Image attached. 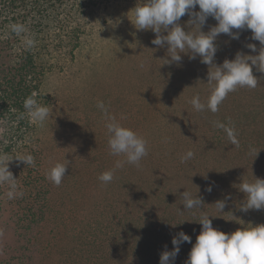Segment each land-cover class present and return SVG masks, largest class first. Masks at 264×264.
I'll return each mask as SVG.
<instances>
[{
  "label": "rangeland",
  "instance_id": "rangeland-1",
  "mask_svg": "<svg viewBox=\"0 0 264 264\" xmlns=\"http://www.w3.org/2000/svg\"><path fill=\"white\" fill-rule=\"evenodd\" d=\"M140 2L111 0L91 8L76 56L69 54L66 38L62 43L48 34L47 42L60 45L45 83L52 91L50 116L39 130L50 216L40 231L34 264H160L162 252L173 249L172 239L181 231L192 238L181 244L175 259L185 264L202 231V214L229 234L264 223V209L240 211L246 194L239 189L242 182L264 179V72L254 66L258 86L229 93L218 112L196 111L192 97L206 103L215 85L208 82L210 66L200 56L190 59V53H182L179 64H164L170 59L167 45L152 44L156 33L137 30L131 21ZM190 18L186 14L179 21L186 31ZM217 23L209 17L202 31ZM234 31L239 39L217 37L215 64L234 59L237 52L259 53L251 30ZM249 43L256 44V52L246 47ZM99 101L108 116L143 135L149 149L139 168L125 164L107 184L98 177L124 157L110 154ZM216 121L235 127L238 147L214 126ZM189 150L193 158L181 162ZM57 162H69L59 186L47 178ZM186 190L197 193L203 208L184 209ZM226 197L225 209L218 210L215 202Z\"/></svg>",
  "mask_w": 264,
  "mask_h": 264
},
{
  "label": "clouds",
  "instance_id": "clouds-1",
  "mask_svg": "<svg viewBox=\"0 0 264 264\" xmlns=\"http://www.w3.org/2000/svg\"><path fill=\"white\" fill-rule=\"evenodd\" d=\"M199 11H195L196 7ZM134 19H131L137 30L151 29L156 33L152 44L158 47L167 45L170 59L166 63L181 62L182 53H190V59L201 57V62L210 66L208 82H215L206 103L201 101L199 95L190 100L193 108L198 112L205 110L216 113L219 106L229 93L238 88L254 89L259 81L253 73V67L264 72V0H141L132 10ZM189 15L188 24L191 30L186 31L179 21L181 17ZM209 17L218 23L208 32L202 31L203 25ZM235 30H251V39L259 41L261 47L257 55L237 52L234 59H225L220 65L214 63L217 52L216 40L221 34L229 35L232 39H239L240 32ZM23 25H12V31L21 33ZM167 34H164V33ZM31 44V41H28ZM252 52H256L254 43L246 45ZM143 67V64L141 65ZM97 107L105 113L106 129L109 135L108 147L113 156H123L117 160L113 169L103 172L98 179L103 183H111L115 178L117 169L125 164L140 167L141 160L148 155L147 139L132 128L122 125L114 116L107 115V108L103 101ZM24 109L28 117L37 126L43 127L50 116L47 106L40 104L35 94L24 101ZM23 115V114H22ZM214 126L223 129L230 143L239 146L236 129L231 123L216 121ZM194 153L189 150L182 157L181 162L192 159ZM24 162L27 166L34 164L31 154H18L10 157L0 152V185H7L6 193L9 199L22 197L17 178L10 171L9 162L13 158ZM69 162H57L49 170L47 178L59 186L66 176ZM240 191L246 194V199L240 205V211L264 209V179L255 177L253 182H242ZM206 191L211 192L209 186ZM184 209L203 208L202 199L189 191L182 194ZM230 197L218 200L215 205L223 211ZM202 224V231L197 236L185 264H264V223L226 233L212 225L210 216L202 214L198 221ZM191 236L181 231L172 239L173 249L164 250L160 256V264H175V259L184 242L191 243Z\"/></svg>",
  "mask_w": 264,
  "mask_h": 264
},
{
  "label": "trees",
  "instance_id": "trees-1",
  "mask_svg": "<svg viewBox=\"0 0 264 264\" xmlns=\"http://www.w3.org/2000/svg\"><path fill=\"white\" fill-rule=\"evenodd\" d=\"M109 1L0 0V152L34 157L30 166L15 157L9 162L22 197L9 199L7 185H0V264H34L39 234L50 216L49 187L41 171V127L24 109L27 97L35 94L47 106L52 93L45 83L50 79L48 72H53L52 53L60 45L47 42L48 34L62 43L66 38L69 54L76 56L73 52L86 31L83 20L88 11ZM76 20L80 25H72ZM14 24L25 30L13 32Z\"/></svg>",
  "mask_w": 264,
  "mask_h": 264
}]
</instances>
